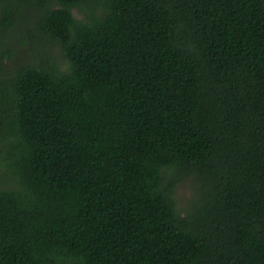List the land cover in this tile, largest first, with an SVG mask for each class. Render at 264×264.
Listing matches in <instances>:
<instances>
[{
    "label": "trees",
    "instance_id": "trees-1",
    "mask_svg": "<svg viewBox=\"0 0 264 264\" xmlns=\"http://www.w3.org/2000/svg\"><path fill=\"white\" fill-rule=\"evenodd\" d=\"M0 264H264V0H0Z\"/></svg>",
    "mask_w": 264,
    "mask_h": 264
},
{
    "label": "rangeland",
    "instance_id": "rangeland-1",
    "mask_svg": "<svg viewBox=\"0 0 264 264\" xmlns=\"http://www.w3.org/2000/svg\"><path fill=\"white\" fill-rule=\"evenodd\" d=\"M75 15L77 17H80L77 11H75ZM36 40L39 46L42 48L40 51L41 54L44 55L46 54L47 56L50 57L54 56L56 59H58L60 63H64V59L61 56L60 49L53 41H51L50 39L46 38L41 34L38 35V38ZM29 45L27 43V44H23L20 47L21 59L25 61H29L32 59L31 58L32 53L29 49L30 48ZM31 46L35 47L33 43ZM17 63H19V61L14 63H7L6 65L7 68L6 71L3 73V76L7 77L10 72V69L8 68L12 67L14 64ZM200 187H201V181L196 174H190L187 177H183L178 181L177 186L174 189L173 198L175 200L177 208L181 211L182 216H186V214L192 208L195 200L198 198Z\"/></svg>",
    "mask_w": 264,
    "mask_h": 264
}]
</instances>
